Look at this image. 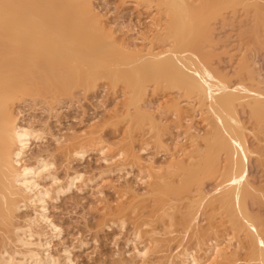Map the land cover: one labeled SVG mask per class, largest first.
Instances as JSON below:
<instances>
[{"label":"rangeland","instance_id":"obj_1","mask_svg":"<svg viewBox=\"0 0 264 264\" xmlns=\"http://www.w3.org/2000/svg\"><path fill=\"white\" fill-rule=\"evenodd\" d=\"M91 1L115 38L114 44L103 40L100 46L112 59V65L95 67V77L89 85L83 80L66 85H58L54 80H30L27 90L20 91L13 102L22 121L44 130L42 138L32 142L29 158L40 152L52 154L62 177L75 168L83 172L80 190L73 187L48 203L50 216L62 231L51 240V251L61 257L62 248L67 247L71 264H139L132 243L126 241L131 231L138 228L141 242L149 244L147 247L153 244L148 247L143 264H168L170 259L173 264L183 247H193L192 231L186 221L193 211L194 189L200 186L207 192L213 191L218 180L215 169L225 162L226 152L204 137L205 112L196 97L164 80L156 85L151 76L154 71L140 64V50H160L175 41L169 35L165 5L158 0ZM183 1L189 13V30L180 36L178 47L190 53L207 75H216L231 86L242 82L264 92V0ZM72 18L83 16L78 13ZM84 34L93 33L85 28ZM134 70L145 83L141 108L150 117L135 116L128 101ZM233 108L251 151L246 163L251 192L244 203L251 215L263 217L264 133L263 137L257 136L254 114L245 101H235ZM76 134L87 146L86 153L80 160L71 159L66 166L65 146ZM58 136L59 143L54 141ZM105 140L110 145L108 156L118 145L127 151L124 158L104 162L96 147ZM132 153L146 160L144 163L151 161L161 168L150 172L149 178L137 180L143 172ZM119 166L121 170H117ZM24 211L16 212L15 221L21 220ZM203 212L202 208L198 223L207 226ZM228 231L234 237H230L229 248L241 244L231 264H258L246 252L249 245L243 231L238 232L217 206L207 232L218 233L217 238L220 234L221 240ZM141 242L137 244L141 246Z\"/></svg>","mask_w":264,"mask_h":264},{"label":"bare ground","instance_id":"obj_2","mask_svg":"<svg viewBox=\"0 0 264 264\" xmlns=\"http://www.w3.org/2000/svg\"><path fill=\"white\" fill-rule=\"evenodd\" d=\"M158 1L166 7L169 35L175 41L165 44L160 50L152 47H147L146 51L140 50V64L151 72L154 71L151 76L156 85L164 80L196 97L200 109L205 112L207 127L204 137L212 139L213 145L216 144L217 148L226 152L225 162L215 169L218 180L213 191L207 192L200 186L194 189L191 200L193 211L186 221L192 231L193 247H183L176 253L178 261L173 264H231L236 260L241 244L229 248L230 237L234 239L229 231L225 236L221 234L226 241L224 243L222 238L218 240L220 234L217 238L216 229L212 236L207 232L217 206L228 216L231 225L238 232L243 231L247 237L249 246L246 252L251 255L250 259L264 264V216L251 215L244 203L245 196L251 192L246 178V163L251 151L243 133L244 127L233 108L235 101H245L254 114L257 136H262L264 92L258 87H247L242 82L231 86L224 79L207 75L201 70L191 54L178 47V42L182 40L180 36L189 30V13L184 7V1ZM78 13L83 19L72 18ZM85 28L91 30L92 36L84 34ZM71 30L74 31L73 34H70ZM114 39L111 29L104 25L102 17L94 10L91 0H0V264H71L67 247L62 248L61 257L59 253L51 251V240L62 231L60 224L55 223L50 216L48 203L73 187L80 190L83 172L75 168L70 173L66 172L63 177L59 176L52 154L40 152L30 159L31 144L42 138L44 130L28 121H22L13 102L20 91L27 90L30 80L44 83L54 80L58 85L83 80L89 85L95 77V67L100 69L105 65H112V59L100 46L103 40L114 44ZM133 72L128 88V101L134 107L135 116L150 117L149 112L141 108L140 100L145 91V83L137 76V71ZM59 137H55L54 141L58 142ZM71 140L65 146V156L68 157L66 166L70 165L71 159H82L87 148L78 134ZM257 140L261 141L259 137ZM105 142L96 147L104 162H108L110 158V161H118L127 154L122 146L117 145L114 153L108 156L110 145L107 144L109 141ZM140 149L143 152L145 150L142 146ZM132 156L138 163L140 172H145L136 177L137 180L145 176L149 178L150 172L161 168L151 161L144 163L146 160H141L135 153ZM262 161L264 162V158ZM121 169L122 166L117 168ZM202 208L207 226L198 223ZM22 209L25 211L22 212L21 220L15 221L16 212ZM122 218L124 220L123 215ZM131 232L126 241L132 243L131 249L140 260L138 263L143 264L148 247L153 245V236L149 239L151 245L147 247V243L140 240V229L136 228ZM139 241L141 246L138 245ZM200 251H203L202 254ZM150 255L152 256H148ZM171 262L170 259L167 263L172 264Z\"/></svg>","mask_w":264,"mask_h":264}]
</instances>
